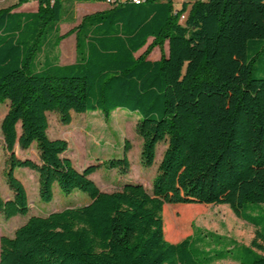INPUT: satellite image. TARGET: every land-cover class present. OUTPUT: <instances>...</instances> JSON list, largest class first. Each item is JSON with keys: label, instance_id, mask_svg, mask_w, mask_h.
Returning <instances> with one entry per match:
<instances>
[{"label": "trees", "instance_id": "trees-1", "mask_svg": "<svg viewBox=\"0 0 264 264\" xmlns=\"http://www.w3.org/2000/svg\"><path fill=\"white\" fill-rule=\"evenodd\" d=\"M29 1L0 8V103L8 101L0 132L12 193L0 194V214L29 212L18 167L36 172L42 201L52 200L55 185L90 200L30 215L0 236V264H264V224L248 210L264 203V77L253 75L264 64V0H187L179 8L172 0H109L63 33L66 0L16 10ZM73 33L75 60L60 64L46 45L54 50ZM117 108L139 115L143 166L166 141L149 190L124 178L103 191L90 178L101 166L127 174V142L121 157L77 169L67 141L47 134L49 112L67 125L72 111L108 118ZM31 147L37 160L16 153ZM189 203L228 205L255 227L250 244L200 228L167 241L184 231L163 230L164 205Z\"/></svg>", "mask_w": 264, "mask_h": 264}, {"label": "rangeland", "instance_id": "rangeland-1", "mask_svg": "<svg viewBox=\"0 0 264 264\" xmlns=\"http://www.w3.org/2000/svg\"><path fill=\"white\" fill-rule=\"evenodd\" d=\"M15 1L0 0V8L9 6ZM104 6L106 7L108 4L97 0H66L62 12V21L59 23L60 32H65L71 26L76 25L84 14L95 12L96 9ZM46 52L56 54L60 64L73 62L75 59L74 35L62 39L54 50L47 44ZM151 52L152 55L159 58L160 51L158 47H155ZM39 57L40 60L43 59V55L40 54ZM253 75L264 77V64L261 68H255ZM7 104V100L0 103V120L7 110ZM71 115L72 120L66 125L58 120L56 113L49 112L47 114L49 124L47 134L50 138L58 137L67 141L66 156L71 159L75 168L82 169L91 163H101V159L121 157L124 154L123 145L127 142L129 150L126 155L130 162V169L127 174L121 175L114 168L101 166L90 175V178L105 191L118 189L119 180L123 181L124 178L141 182L148 190L151 188V182L156 174L162 152L166 147V141L157 144L153 164L149 167L143 166L140 162L141 137L135 132V123L139 118L137 113L117 108L110 113L108 118L104 117L98 110L83 113L72 111ZM16 153L18 156H24V154L31 157L35 156L33 148L26 150L16 148ZM6 156L7 152L0 132V194L4 198L11 192L4 176ZM15 175L24 184L28 192V198L31 201V207L28 214H18L9 219H5L0 214V236H12L14 230L23 224L30 215L45 216L52 211L62 210L69 206L85 205L90 200L88 194L81 190H73L65 194L55 185L52 200L45 202L40 200L38 196L37 174L35 171L26 167H18L15 169ZM248 210L262 218L260 226H263L264 203H248ZM162 217L163 230L165 226L172 224L174 229L184 231V234L175 240L167 239L164 233L165 239L170 242H177L187 235H193L197 232V228L219 233L245 245H249L254 236L255 227L243 218L236 216L226 204H165ZM212 264L239 263L231 259H224L215 261Z\"/></svg>", "mask_w": 264, "mask_h": 264}, {"label": "crops", "instance_id": "crops-1", "mask_svg": "<svg viewBox=\"0 0 264 264\" xmlns=\"http://www.w3.org/2000/svg\"><path fill=\"white\" fill-rule=\"evenodd\" d=\"M120 1H123V0H120ZM184 1H187V0H172V2H173V5H174V7L175 8H179L180 7V4L182 3V2H184ZM103 3H106V4H108V2H105V1H102ZM97 4V3H96ZM95 4V6H97ZM109 7V5L108 6H104V7H100V8H98V9H96V11L97 10H103V9H106V8H108ZM36 9V0H30L29 2H27V3H24V4H22L21 6H19L16 10H19V11H34ZM74 26V25H73ZM72 27V26H71ZM70 27V28H71ZM69 29V28H68ZM67 29V30H68ZM60 33H63V32H60ZM71 35H74V33L73 34H71ZM64 39V38H63ZM74 40H75V35H74ZM165 50H166V52H167V45H165ZM150 59H152V60H155V59H158V57L156 58L154 55H152V52L149 54V56H148ZM75 60V59H74ZM70 63H72V62H70ZM63 64V63H62ZM64 64H66V63H64ZM32 148V147H31ZM34 154H35V156L34 157H31V156H29V155H27V154H24V156H28V157H31V158H33L34 160H37V153H36V151H35V149H34ZM101 161H102V159H101ZM121 180V179H120ZM119 180V183L117 184V187L118 188H120L121 187V185H122V182L123 181H120ZM123 180H125V179H123ZM121 182V183H120ZM55 187V186H54ZM54 187H53V189H54ZM99 187V186H98ZM101 190H103V191H105L103 188H101V187H99ZM27 191V190H26ZM27 194H28V192H27ZM11 195H12V193L11 192H9L8 194H7V196H5V198H9V197H11ZM28 201H29V210H30V207H31V204H30V200H29V198H28Z\"/></svg>", "mask_w": 264, "mask_h": 264}, {"label": "bare ground", "instance_id": "bare-ground-1", "mask_svg": "<svg viewBox=\"0 0 264 264\" xmlns=\"http://www.w3.org/2000/svg\"><path fill=\"white\" fill-rule=\"evenodd\" d=\"M133 2H135V3H140V2H142L143 0H132Z\"/></svg>", "mask_w": 264, "mask_h": 264}, {"label": "built area", "instance_id": "built-area-1", "mask_svg": "<svg viewBox=\"0 0 264 264\" xmlns=\"http://www.w3.org/2000/svg\"><path fill=\"white\" fill-rule=\"evenodd\" d=\"M109 0H107L106 2H108ZM109 3V2H108Z\"/></svg>", "mask_w": 264, "mask_h": 264}]
</instances>
